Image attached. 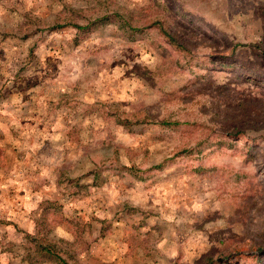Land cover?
Here are the masks:
<instances>
[{"label": "rangeland", "instance_id": "obj_1", "mask_svg": "<svg viewBox=\"0 0 264 264\" xmlns=\"http://www.w3.org/2000/svg\"><path fill=\"white\" fill-rule=\"evenodd\" d=\"M258 248L264 0H0V264Z\"/></svg>", "mask_w": 264, "mask_h": 264}, {"label": "trees", "instance_id": "obj_2", "mask_svg": "<svg viewBox=\"0 0 264 264\" xmlns=\"http://www.w3.org/2000/svg\"><path fill=\"white\" fill-rule=\"evenodd\" d=\"M154 25H156L159 28L160 32H162L163 35L168 38L170 43H176V44L180 45V43L177 40L178 36L175 33H171L166 27H164L161 24L160 21H158V20L154 21V22L151 23L150 26H154ZM263 253H264V248H258L257 251L255 252L256 256L257 255L259 256V255H261ZM231 254H233V253H229V254L225 255L224 257L229 259V258L233 257V255H231ZM218 258H220L219 260H222L221 256L218 257Z\"/></svg>", "mask_w": 264, "mask_h": 264}]
</instances>
